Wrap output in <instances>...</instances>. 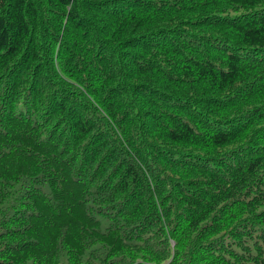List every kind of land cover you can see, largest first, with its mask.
<instances>
[{"label": "trees", "instance_id": "16d2710c", "mask_svg": "<svg viewBox=\"0 0 264 264\" xmlns=\"http://www.w3.org/2000/svg\"><path fill=\"white\" fill-rule=\"evenodd\" d=\"M0 264H264V0H0Z\"/></svg>", "mask_w": 264, "mask_h": 264}]
</instances>
